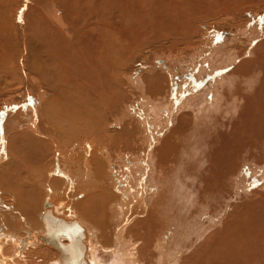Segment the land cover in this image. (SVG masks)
<instances>
[{"label": "bare ground", "instance_id": "6f19581e", "mask_svg": "<svg viewBox=\"0 0 264 264\" xmlns=\"http://www.w3.org/2000/svg\"><path fill=\"white\" fill-rule=\"evenodd\" d=\"M35 1L38 2L33 13L30 9L35 7L34 3L28 0L29 7L25 6L27 10L23 18L18 16L22 22L15 9V20L22 23H15L20 29L17 28L20 37L13 35L15 28L14 31L8 28L12 27L9 26L11 22L4 21L7 20L4 16L8 17L9 12L5 6H0V29L1 26L8 28L14 36L7 32L10 44L7 39L6 44L0 41V61L13 64L14 57L17 64L6 67L5 63L1 64L4 68L0 67L5 70L4 75L23 76L32 81L29 86L20 88L15 99L32 94L34 100L31 110L21 108L8 113V121L2 126V129L7 128L4 133L6 144L0 139V147L6 148L8 158L0 163V264H10L9 256L17 246V251L25 250L24 264H72L80 255L87 264H179L180 256L183 257L181 264H227L235 254L248 256V264H264V153L261 158L255 154V150L264 149V79L262 89L257 85L258 80L254 87V71L264 75V38L258 36L259 33L255 38L244 39V44L231 52L229 46L225 48L218 42L217 33L198 27L199 20L214 21L220 27L225 22L226 25L240 27L241 36L248 22L243 14L249 8H258L254 1L215 0L211 3L207 0L208 3H203L205 0H201V4L200 0H56L59 7L51 5L49 10L45 5L50 18L45 16L47 10L44 13V8H41L44 1ZM168 3L172 8H168ZM120 4L129 5L124 9L128 11L125 13L129 18H133L136 6L138 12L140 10L147 16L148 22L154 23L145 26L147 21L142 19L144 26L140 22L137 26L135 21L137 29L134 28L135 23L132 25L130 20L121 18L125 13L121 12ZM146 7H151V11L147 9L150 16ZM207 8L213 9L209 11ZM106 9L109 13H105ZM121 19L123 23L130 22L122 25ZM41 27L51 31L56 39L51 40L52 36L46 30L41 31ZM1 30V33H6ZM194 31L198 41L191 36ZM24 37L32 41L31 47L26 45L30 48L23 45ZM151 39L157 44L164 39L163 43L168 45L163 51L166 50L169 57L180 47L189 49L185 52L192 60L201 63L196 82L184 80L178 95L174 92L175 98L171 95L172 78L168 73H161L159 67L147 64L146 68L142 65V69H138L139 74L124 73L127 66L125 54L128 56L139 42L150 43ZM158 46L161 51L163 45ZM172 49L175 50L170 52ZM113 52H116V58ZM204 54L207 56L203 58ZM226 65H230L229 71L219 73L213 86L208 82L202 83L199 76L206 68L218 74L216 72ZM6 69L14 73H6ZM27 70L28 73L25 72ZM125 86L138 87L140 93L136 88L134 90L140 94L137 98L143 110L148 112L147 117L122 111L131 106L129 101L123 102L125 98L133 100L136 96L128 99L125 95L131 91L134 94V90L125 91ZM232 86L239 88L231 91L234 89ZM8 100L13 101L9 98L2 103ZM162 111L170 114H166L164 125L160 124ZM112 112L123 117L119 132H125L127 137L121 135L123 138H119L118 129L113 134L107 130L109 135L105 134L106 120L113 117ZM8 122L15 123L11 126L12 132ZM152 125L154 128L151 130ZM156 127L163 128L161 138H156ZM47 132L57 135H46ZM43 134L54 138L60 135L59 141L61 139L56 144L54 141L57 139H51L49 148L44 147L49 150L45 156L38 149L42 146ZM29 142L34 143L36 149L31 147L29 155L22 157L25 143ZM88 142L92 148L85 155L83 149ZM232 145L240 148L236 168L231 167ZM139 148L146 151L143 153ZM201 148L208 151L204 158ZM53 150L63 153L67 159L69 172L64 171V175H69V181L63 184L59 177H53L49 180L53 189L44 183L38 184L41 191L34 194L38 189L30 191L34 183L26 182L31 180L30 176L27 175L29 178L24 181L25 177H20L19 171V177L15 179L23 178L25 185L21 186L30 184V187L23 194L19 192L23 188L18 187L16 196L13 190L17 183L14 185L16 180L11 174L20 164L25 170L26 164L21 162L23 158L36 163L35 167L33 163V174L40 172L45 182L51 159L53 164ZM120 151L132 154L134 160L142 153L146 158L145 168L137 164L138 160V166H131L129 179H124L123 169L117 171L127 191L126 199L121 198V189L114 186L115 181L107 173L109 165L123 161L124 153L117 156ZM40 154L45 157V162H40ZM200 165L219 190L225 191L226 195L230 191L229 198H217L218 193L213 194L211 181L200 173L203 171L202 168L199 170ZM222 174L225 186L219 181ZM238 175L245 176V183L249 180L251 185H243L240 181L233 184L236 181L233 177L237 179ZM62 184L64 188L60 189ZM38 185L33 186L34 189ZM153 186H158L156 192H153ZM240 187L244 189L243 196L232 198V191ZM137 191L140 198L135 196ZM3 193L8 199L2 198ZM77 194L83 197L76 198ZM34 200L37 201L35 204L40 200L39 209L35 205L36 211ZM212 200L215 211L209 213ZM4 201L10 203L5 204ZM19 221L26 225V228L19 229L23 234L16 232ZM179 221L180 234L177 235L175 231ZM208 222L210 226H207ZM76 226L81 228L79 237L73 236ZM59 227L68 229L69 235L75 238L70 243L67 236L59 235L57 238L62 244L68 243L65 247L54 244L58 234L54 230ZM190 235L197 244L192 252L183 245H189ZM194 243L191 242L192 245ZM203 260L207 263H201Z\"/></svg>", "mask_w": 264, "mask_h": 264}, {"label": "rangeland", "instance_id": "374dc122", "mask_svg": "<svg viewBox=\"0 0 264 264\" xmlns=\"http://www.w3.org/2000/svg\"><path fill=\"white\" fill-rule=\"evenodd\" d=\"M4 1L6 2V5L5 4H3L4 3ZM4 1H2V3H0V6H5V8H6V11H8L9 12V14L5 11V13H7L8 14V17H6V16H4L5 18H7V20H4V21H10L11 22V24L9 25V26H12V27H8V26H6V28L8 27V28H15V31H14V29H13V31L15 32H13V35H16L17 37H20V34H19V31H20V29L15 25V23H21L22 21H23V19H20L19 17H21V18H23V15H24V12H26V10H27V7H25V6H28L29 4V2H28V0H11L12 1V3L9 1V0H4ZM41 1H44L43 3V6H41V4H39V6H41V8H44L43 9V12L45 13L46 12V10H47V14L45 15L46 17H49L50 18V16H49V14H50V12H48V7H49V10L51 9V5L53 6H55V5H58V6H55V7H59L60 5L57 3V1L55 0V1H51V0H46V2H45V0H41ZM52 3H50V2ZM214 2L215 0H208V2ZM249 1V0H248ZM251 2H253L254 1V4H256V7H258L257 9H254L253 8V10H252V8H249V10H247L244 14H243V16H244V18H246V20L248 21L247 22V24H246V27L247 28H245V30H244V34H242L241 36H240V34H239V31H241V29H240V27H238V26H235V25H226L225 24V22H224V26H222V27H220V26H218V24L216 23V22H207V21H203V20H199L198 21V27L201 29V30H203V31H209L210 32V30H212L214 33H217V35L218 36H216V38H217V40H219L218 42H220L221 44L223 43V45H225V48L227 47V46H229V47H227V48H229V50H231V52L232 51H234V50H236L240 45L242 46L243 44H244V42H245V40L244 39H251V38H255V37H257L256 35L257 34H259L260 33V35H258V36H260V37H262V38H264V0H250ZM0 2H1V0H0ZM28 2V3H27ZM32 2L34 3H32L33 5H32V7H34V8H32V9H30L31 10V12L36 8V5L37 4H35L36 2H38V1H35V0H32ZM122 2V1H121ZM201 4H203V3H206L207 2V0H205L204 2H203V0H202V2H201V0L199 1ZM207 2V3H208ZM211 2V3H212ZM251 2H249L250 4L249 5H252L251 4ZM9 3V4H8ZM11 3V4H10ZM17 3V4H16ZM122 3H124V2H122ZM210 3V4H211ZM20 6H19V5ZM28 4V5H27ZM47 4V5H46ZM261 4V5H260ZM17 5V6H16ZM45 5L46 6H48L47 8L45 7ZM154 5V4H153ZM152 5V6H153ZM258 5H260V6H258ZM13 6V7H12ZM53 6V7H54ZM129 5H127L126 4V6H124L123 4H120V9L122 10L121 12L122 13H127L128 11L127 10H124L125 9V7H128ZM207 6H209V4L207 5ZM29 7V6H28ZM121 7H123V8H121ZM143 6H141V8H142ZM1 8V7H0ZM2 8H4V7H2ZM4 8V9H5ZM151 7H149V8H147L146 7V10L147 9H150ZM168 8H172L171 6H170V4L168 3ZM12 9V10H11ZM15 9H17V17L21 20V22H18V21H16L15 20ZM134 14H133V18L131 19V18H129V16H127L126 15V13L124 14V15H122V13H121V15L123 16H121V18L122 19H124V18H126L125 20H130L131 21V24L132 23H135V21H136V23H138L137 24V26L138 25H140V23H141V26H144L142 23V19H145L144 21L146 22L147 20H146V17L147 16H145L144 14H142L141 13V11L139 10V12H138V7H136V6H134ZM133 9H131V11L133 12ZM140 9V8H139ZM143 9V8H142ZM209 11H211V9H213V8H207ZM206 9V10H207ZM10 10V11H9ZM25 10V11H24ZM123 10H124V12H123ZM146 10L144 11V13L146 14ZM152 10H153V8H152ZM148 11V10H147ZM150 11H151V9H150ZM150 11H148V13H147V15H149V13H150ZM202 11V13H205L204 11H203V9L201 10ZM109 13V11L106 9V11H105V13ZM135 12L137 13V17L136 16H134V15H136L135 14ZM207 12V11H206ZM13 13V14H12ZM33 13V12H32ZM201 13V12H200ZM201 13V14H202ZM7 14H5V15H7ZM129 14V13H128ZM143 15V16H142ZM125 16H127V17H125ZM140 16H141V18H140ZM145 16V18H143ZM150 16V15H149ZM12 17V18H11ZM8 18H9V20H8ZM11 18V19H10ZM51 18H53L52 16H51ZM135 18H136V20H135ZM122 19H121V21H122ZM147 19H149V20H151L150 19V17H148ZM142 20V21H141ZM130 21H128V23L130 22ZM132 21H134V22H132ZM9 22V23H10ZM126 21H124V23H123V21H122V25H125V24H128L127 22L125 23ZM140 22V23H139ZM145 22H144V24H145ZM151 22V24L152 23H154L153 21H147L146 23L147 24H145V26L147 25V26H149V24L148 23H150ZM200 22H202V23H200ZM12 23H14L13 25H12ZM136 23L134 24V28L136 27L135 25H136ZM22 24V23H21ZM131 24H129V26L131 25ZM211 24H214L215 25V27L213 26V25H211ZM254 24V25H253ZM133 25V24H132ZM131 25V26H132ZM14 26V27H13ZM140 26V27H141ZM153 26V25H152ZM156 26V25H155ZM2 28L1 29H4V32H6L5 34L4 33H1L3 30H1L0 29V41H1V43H5L6 44V36L8 37V33L10 34V36H13L12 35V32H11V30H10V32H8V28L7 29H5V28H3V26H1ZM46 27V26H45ZM211 27V28H210ZM220 27V28H219ZM19 29V31H18V29ZM42 28V29H41ZM40 28V30L42 31H44V30H46L45 28H43V27H41ZM17 29V30H16ZM58 29H59V27H58ZM136 29H137V27H136ZM139 29V28H138ZM252 29V30H251ZM6 30V31H5ZM39 30V29H38ZM39 30V31H40ZM215 30V31H214ZM8 32V33H7ZM45 32V31H44ZM46 33L51 37L52 36V38H51V40L54 38V36L55 35H53V33H51V31H49V30H46ZM255 33V34H254ZM21 34H22V32H21ZM35 34V33H34ZM195 34V35H194ZM248 34V35H247ZM2 36V37H1ZM9 36V37H10ZM60 36H62L63 37V34L61 33V35ZM191 36L194 38V39H197V41L199 40V37H198V35H197V33L194 31V32H192V34H191ZM245 36V37H244ZM14 37V36H13ZM3 38V39H2ZM5 38V39H4ZM3 41H2V40ZM9 39V38H8ZM7 39V43L8 44H10L9 43V41H10V39L8 40ZM28 38H26V37H24V41H23V45L25 44V46L26 45H28V46H30L31 47V45H33V43H32V41L30 40V39H28ZM54 39H56V38H54ZM54 39H53V41H54ZM155 39V38H154ZM31 41V43L32 44H30L29 42ZM153 39H151V40H149V42L150 43H147V41H146V43H145V41L143 42H139V44H136L134 47L135 48H133V50H132V52H133V54H129L128 56H127V54H125V56L124 57H126V58H124V60H125V64H127V66L125 67L126 69L124 70V73H126V75H129L130 73L131 74H133L134 72H135V74H139V72H140V70L142 69V68H140V67H142V65L144 66L143 68H146L147 67V64H148V66L149 65H154V66H156V67H159L161 70H159V68H157V70H159V71H161V73H168L169 75H170V77L172 78V88H171V92H172V98H175V96H176V94H174V92L175 93H177L179 90H180V88L184 85V84H182L183 83V81L184 80H186V79H189V81H192V82H196V79H197V76H198V74L197 73H199V71H200V69H202V66H201V63H199V62H197V60H192L191 59V57H190V55L188 54V53H186L188 50H184V49H180V47H178V48H176V50L175 49H172V50H170V52H173L174 50H175V52H173V53H171V56L172 57H169V56H167V51L165 50V51H163V48L165 47V46H167L168 45V43H166V44H164L165 42L163 41L164 39H160V41L158 42V44L157 43H155L154 41H152ZM244 40V41H243ZM20 41H22V40H20ZM166 41V40H165ZM164 42V43H163ZM167 42V41H166ZM29 43V44H28ZM163 43V44H162ZM149 44V45H148ZM158 45H160V46H162V50L160 51V50H158L159 48H157V47H159ZM237 46V47H236ZM27 47V46H26ZM30 47H27V48H30ZM26 48V49H27ZM178 49V50H177ZM183 50V51H182ZM148 51V52H147ZM181 51V52H180ZM186 51V52H185ZM179 52V53H178ZM114 53V57H115V53L116 52H113ZM156 53V54H155ZM164 54H165V56H164ZM210 54V53H209ZM110 55H112L113 56V54L111 53ZM118 55H119V52H118ZM131 55H133V56H131ZM116 56H117V54H116ZM130 56H131V58H130ZM207 55H203V58L204 57H206ZM116 58V57H115ZM128 58H130V59H128ZM145 58V60H143ZM149 58V59H148ZM173 58H175V59H173ZM177 58V59H176ZM179 58V59H178ZM180 58H181V61H180ZM13 59L15 60V58L13 57ZM134 59V60H133ZM182 59H184V60H182ZM202 59V58H201ZM14 60H13V64L10 62V61H8V62H6V61H0V66H4V65H1V64H7V66L6 67H13V65H14V67L17 65V64H15V62H16V60H15V62H14ZM143 60V61H142ZM130 61V62H129ZM148 61V62H147ZM151 61V62H150ZM127 62V63H126ZM129 62V63H128ZM236 62V61H235ZM10 65H9V64ZM141 63H143V64H141ZM145 64V65H144ZM199 64V65H198ZM234 64V63H233ZM233 64H232V66H233ZM146 66V67H145ZM2 67H0V69H2ZM137 67V68H136ZM230 67V65H226L225 67H223V68H220L221 70H220V72H216V73H218V74H215L214 72L215 71H212L209 67H208V69L206 68L205 69V71L203 72V74H201L200 76H199V78L202 80V83L203 84H207V82L208 83H210V84H212V86H213V84H214V82H215V80H216V78H217V75H219V73H225V72H228L229 71V68ZM4 68V67H3ZM140 68V70H138ZM155 68V67H154ZM24 69H26V68H24ZM23 69V70H24ZM128 69V70H127ZM156 69V68H155ZM211 71H210V70ZM7 70V72L6 73H14L12 70L11 71H9L8 72V69H6ZM225 70V71H224ZM3 72V74H1ZM2 72H1V70H0V131H2L1 133L2 134H0V139H2V141L4 142V145L6 144V139H5V134L4 133H6V129H2V126H3V124L5 125V123H7V121L8 120H6V119H8V113H10V112H14V111H17V110H19V109H21V108H23V109H27V108H29V110H31L32 108H33V106H34V100H33V95L32 94H29L28 96H26V97H23V98H21V99H19V100H17V99H15V98H17V94H18V92H19V90H20V88L22 89L24 86H29L30 84H32V81L31 80H29V78L27 79V81H26V79L22 76H20V78H19V76H11V74H8V75H4V73H5V70L4 69H2ZM25 72H27L28 73V70L27 71H25ZM109 73H111V72H109ZM171 73V74H170ZM212 73H213V75H212ZM4 75V76H3ZM10 75V76H9ZM21 75V74H20ZM213 77H212V76ZM263 75V73H261L260 71L258 72H255L254 71V76H255V79H256V81H254V87H256L257 85L259 86V89L261 88L262 89V87H263V83H261L262 81H263V79H264V75ZM10 77V79H7V78H9ZM190 76V77H189ZM7 79V81H6V79ZM24 78V80H23V82H22V79ZM21 79V80H20ZM211 79V80H210ZM1 80H3V81H1ZM214 80V81H213ZM259 81V83H258V81ZM2 82V83H1ZM8 84H7V83ZM22 82V83H21ZM25 82V83H24ZM5 83V84H4ZM258 83V84H257ZM3 84V85H2ZM10 84V85H9ZM257 84V85H256ZM260 84V85H259ZM262 84V85H261ZM6 85H8V86H6ZM199 85H201V84H199ZM3 86V87H2ZM194 86V85H193ZM237 86H239V85H237ZM126 88V90L125 91H127V89H130V90H128V92L129 91H131L132 89H133V87L131 86V87H127V86H125ZM233 88H234V86H232ZM232 87H231V89H232ZM236 87V86H235ZM136 88V91L138 90V87H135ZM134 88V89H135ZM239 87H236V88H234L233 90H231V91H234V90H237ZM241 88V87H240ZM133 89V90H134ZM123 90V89H122ZM124 91V90H123ZM122 91V92H123ZM139 91V90H138ZM128 92H126L127 94H128ZM132 92V91H131ZM131 92H129V95L127 96V95H125L126 93H124V95L126 96V97H128V99H130V98H132L133 96L132 95H136V96H134L135 97V99H130V100H127V98H125L126 100H124L123 102H125V101H129V103H130V105L132 106V108H131V106H129V108H127V109H125V110H122V108H123V106H122V108H121V110L124 112V113H130L131 115H135L136 114V116H139V117H143V116H145V117H147V115H149L148 114V112L146 111V109L145 110H143V108L140 106V102H139V97L137 98V95L140 93V91H139V93L138 92H135V90L133 91L134 92V94L133 93H131ZM136 93V94H135ZM12 97H11V96ZM140 95V94H139ZM138 95V96H139ZM142 95V94H141ZM177 95H178V93H177ZM47 96V95H46ZM129 96H130V98H129ZM132 96V97H131ZM143 96V95H142ZM133 97V98H134ZM9 98H12L13 99V101H11V100H8V101H6V103H2L5 99H9ZM171 100V99H170ZM179 100H180V98H179ZM137 104V105H136ZM136 105V106H135ZM134 107H136V108H134ZM142 109H141V108ZM139 108V109H138ZM127 110V111H126ZM140 110H141V112H140ZM133 111V112H132ZM132 112V113H131ZM135 112V113H134ZM142 113V114H141ZM168 113V111H162L161 112V116H162V119H161V121H160V124L162 125H164L165 124V116H167L166 114ZM112 115H113V112H112ZM168 115H170L169 113H168ZM113 118V119H112ZM166 119H169V117H167ZM23 120V119H22ZM109 120V121H108ZM108 120H106V124H108L107 126H106V124H105V126L106 127H104V128H106L105 130L107 131H109L110 132V134H113V131H115L116 132V130H117V133H119L120 135V137L119 138H123V136L121 137V135H125L126 137L128 136L125 132V134L124 133H122L121 134V132H119V130H120V125H122L121 123H122V121L124 120L123 119V117L122 116H120V117H118V116H116L115 114L113 115V117L112 116H110L109 118H108ZM122 120V121H121ZM111 123V124H110ZM11 124V125H10ZM15 124V123H14ZM12 122H8V128L10 129V132H12L14 129H11V126H13L14 125ZM115 125L114 127L113 126H111V125ZM171 124V123H170ZM173 124V123H172ZM171 124V125H172ZM171 125L169 126L170 128H171ZM110 126V127H109ZM211 127V126H210ZM152 128H154L153 127V125H152V127H150V129L152 130ZM156 132H157V135H156V138H161L162 136H163V134H164V131H162L163 130V128L161 129V128H159V127H156ZM160 130V131H159ZM5 131V132H4ZM108 131L107 132H105V134L107 135V133H108ZM56 132V131H55ZM151 132V131H150ZM48 134H51V135H53V133H51V132H47L46 133V135H48ZM44 135V137L46 136L45 134H43ZM51 135H49V136H46L45 138L44 137H42L43 139V141L41 142L42 143V146L40 145L39 146V150L41 149V151H42V153H43V156H45V154L44 153H46L47 151L49 152V150H47L46 151V149H48L49 148V146L51 145V142H52V140L54 141V139L56 140V142L54 141V143L56 144L57 142L59 143L60 141H61V139H60V141H59V137H60V135H58L56 138H54L53 136H56L57 135V133H56V135H55V133H54V135L53 136H51ZM108 135H109V133H108ZM3 136V137H2ZM158 136V137H157ZM189 136H191V135H189ZM155 137V136H154ZM49 140H48V139ZM45 139H47V140H45ZM52 139V140H51ZM78 140V139H77ZM48 141V142H47ZM51 141V142H50ZM79 141V140H78ZM44 142V143H43ZM47 142V145L45 144ZM43 144L45 145V146H43ZM49 145V146H48ZM87 145H88V147H87ZM86 146H85V148L83 149V153L85 154V155H87V153H86V151H89L90 150V148H92V145H90V142H88V144H87ZM90 145V146H89ZM144 145H150V143H145ZM31 147L33 148V149H36L35 148V144L34 143H25V149H24V151L22 152V157H27L26 155H29V152H30V150H31ZM41 147V148H40ZM44 147H46V149L44 148ZM48 147V148H47ZM231 147V149H232V147H234L233 149H232V157H231V159H232V161H231V167L232 168H236V165L238 164V162H236V160H237V158H238V154H239V150H240V148H239V146H236V145H232V146H230ZM236 147V148H235ZM89 148V149H88ZM0 149L2 150H0V159H2V160H0V163L2 164V163H4V161L6 160L7 161V158H8V154H7V150H6V148L5 147H3V149L0 147ZM140 149V151H142L143 153L146 151L145 149H141V148H139ZM138 149V150H139ZM205 148H201V153H202V155H203V158H204V156L206 157L207 155H208V151L206 152L205 150H204ZM235 149V150H234ZM239 149V150H238ZM241 149H242V147H241ZM39 150H35L36 152L37 151H39ZM45 150V151H44ZM263 150V151H262ZM261 151H256L255 150V154L257 155V157H259V158H261V157H263V153H264V149H262ZM234 151H235V153H234ZM2 152V153H1ZM27 152V153H26ZM47 152V153H48ZM53 164H52V159H51V168L49 169V171L47 172V181H45V182H43V177L41 176V173L40 172H38V173H35L36 175H34L33 174V171H32V168H33V165H34V167L36 166V163L35 162H30L29 161V159L28 158H23V160L21 161L24 165L26 164V167H25V170H23L24 169V167L22 166V164H20L19 166H22L23 168H21V167H17V169L11 174V175H13V176H11V177H13L14 179L16 178L17 179V177H19L18 175H17V173H19V171H21L20 172V177H25L24 178V181H25V179H28L29 178V176H30V181H29V179L28 180H26V182H28V183H31V184H33L31 187H33V186H37L38 184H40V185H42L43 183V185L44 186H48L50 189H53V187H52V185L51 184H49L50 183V179L51 178H53V177H55V178H58V179H61V181H62V183L63 182H67V181H69L68 180V178H69V175H66V173H65V175H64V171H66V172H68V169L65 167V166H67L66 164H67V159L66 158H64L65 156H63L64 154L63 153H59V152H55V150H53ZM26 153V154H25ZM124 154H125V156H123V158L125 159H123V161L122 162H117V163H115V164H111V165H109V169L107 170L108 172V175H109V177H111L112 179H113V181H115V182H113L114 183V186L117 188V189H121V198L122 199H126L125 198V196H126V194H127V191H126V189L124 188V184H123V181H122V179H119L120 177H119V173L117 172V171H119L120 169L122 170V171H125V174H124V179H129L130 178V173H131V171H132V169L134 168V165H136V166H140V167H143V168H145L146 167V158H145V154H141L142 156H143V158L141 157V155L139 154L138 156V158L136 159V160H134V157H133V155L132 154H130V153H128V154H126L125 152H123ZM123 153H122V151H120L119 153H118V155L117 156H120V155H123ZM205 153H206V155H205ZM258 153V154H257ZM23 154H24V156H23ZM2 155H4L3 157H2ZM17 155V154H16ZM41 156H42V154H40ZM39 155V156H40ZM47 155V154H46ZM127 155V156H126ZM131 155V156H130ZM262 155V156H261ZM38 156V157H39ZM40 157V158H42L41 160H40V162L41 161H43V162H45V157ZM237 156V157H236ZM234 157H235V159H234ZM39 158V159H40ZM64 158V159H63ZM131 158V159H130ZM66 160V161H65ZM134 160V161H133ZM138 160V161H137ZM2 161V162H1ZM5 161V162H6ZM25 161H27V162H29V163H27V162H25ZM60 161V162H59ZM125 161V162H124ZM136 161H137V164H136ZM144 161V162H143ZM39 162V163H40ZM129 162V163H128ZM133 162H135V163H133ZM202 163H204V161H201ZM233 162V163H232ZM237 163V164H236ZM28 164H31V166L29 165L28 167H29V169H28V167H27V165ZM61 164V165H60ZM65 164V165H64ZM116 166V168H115V166ZM120 165H122V166H120ZM233 165H235V166H233ZM37 166H38V164H37ZM60 166L62 167V168H64L65 170H61V168H60ZM131 166H133V168L131 169ZM68 167V166H67ZM113 167H114V169H113ZM238 167V166H237ZM38 168V167H37ZM200 168H202L201 167V165L199 166V170H201ZM39 169V168H38ZM203 169V168H202ZM18 170V171H17ZM31 170V171H30ZM120 170V171H121ZM203 171H204V173L205 174H203ZM203 171H200V173L203 175V176H205V178L207 177L210 181H211V177L209 176H207L206 174H208L207 172H206V170L205 169H203ZM15 172H16V174H15ZM23 172V173H22ZM27 172V173H26ZM32 172V173H31ZM60 172V173H59ZM112 172V173H111ZM116 172V173H115ZM128 172V173H127ZM51 173V174H50ZM52 173H53V175H52ZM63 173V175H61ZM110 173V174H109ZM118 174V175H117ZM201 174H200V176H201ZM27 175H29V176H27ZM61 175V176H60ZM112 175V176H111ZM116 175V176H115ZM209 175V174H208ZM63 176V177H62ZM117 176H118V178H117ZM128 176V177H127ZM35 177V178H34ZM37 177V178H36ZM65 177V178H64ZM245 177V176H244ZM244 177H242V176H240V175H238L237 176V179H236V177L234 176L233 178L236 180V181H234V183L233 184H238L237 183V181H240V182H243V185H244V183H245V178ZM34 178V181L32 180ZM42 178V179H41ZM201 178V177H200ZM204 178V179H205ZM15 179V180H16ZM21 179V180H20ZM20 179H18L20 182H21V184H20V182H17L18 180H16L15 182H14V185H15V183H19V185L20 186H17L16 187V185L14 186V192L16 193V189L19 187V188H23V189H21L22 190V192L21 191H19L20 193H22L23 194V192L24 193H26V192H28L29 190L30 191H32V190H37L38 189V191L36 192V193H34V194H37V193H39L41 190H39V189H41L40 188V185H38V187H36L35 189H34V187H33V189L29 186V185H27V187L25 186V187H22L21 185H25L24 183V181H22V179L23 178H20ZM39 179H41V180H39ZM65 181H64V180ZM242 179V180H241ZM118 180V181H117ZM121 180V181H120ZM41 181V182H40ZM209 181V182H210ZM220 183H224V179H223V174L221 175V177H220ZM36 182H39V183H36ZM205 182V181H204ZM27 183V184H28ZM120 183V184H119ZM208 183V182H207ZM48 184V185H47ZM64 184V183H63ZM63 184L61 185V187H60V189L63 187ZM118 184V185H117ZM212 184V185H211ZM231 184V183H230ZM230 184H227V186H229V187H232ZM251 185V181H249V180H247L246 181V183H245V185ZM122 185V186H121ZM210 185L212 186V189L215 191H213V194H217L216 195V197L217 196H219L220 198H229L228 196L230 195L229 194V192H228V194L226 195L225 194V191H223V190H219L217 187H216V185L214 184V182L213 181H211V183H210ZM224 186H225V183L223 184ZM243 185H241V186H243ZM28 187H30L29 188V190L27 189ZM118 187H120V188H118ZM64 188V187H63ZM156 188H158V186H153V192H156V190H158V189H156ZM26 189V190H25ZM124 189V190H123ZM147 189H148V187H147ZM1 190V189H0ZM20 190V189H19ZM124 191V193H123V191ZM148 190H150V188L148 189ZM231 191H232V189H231ZM217 192V193H216ZM17 193H18V191H17ZM16 193V196L19 194H17ZM222 193H224V194H222ZM232 193H234V194H232ZM232 193H231V196H232V198H238V197H240L241 195L243 196V193H244V189L242 188V187H240L239 189L237 188V190L235 191V189H234V191H232ZM5 193H3L2 194V198L4 199V200H6V199H8L5 195H4ZM220 194V195H219ZM236 194V195H235ZM83 196H84V193L82 194ZM81 195V196H82ZM204 194H201V196H203ZM82 196V197H83ZM135 196H137L136 198H140V195L138 194V191L137 192H135ZM231 196H230V198H231ZM234 196V197H233ZM237 196V197H236ZM14 197V196H13ZM82 197H80V195H78L77 194V197L76 198H82ZM6 198V199H5ZM18 198V197H17ZM218 198V197H217ZM71 200V199H70ZM36 200H34V202H32L33 204H34V211H36L35 210V205H36V208L37 209H39L38 207H40L39 206V204H40V200L38 201V205L37 204H35L36 202H35ZM4 203L5 204H8V203H10V202H7V201H4ZM16 203V202H15ZM217 204V203H216ZM215 205V203L213 202V200L211 201V204H210V210H208L209 211V213H214V206ZM38 206V207H37ZM224 206V204L222 205V207ZM31 210V209H30ZM8 212V211H7ZM6 212V213H7ZM31 212H32V210H31ZM32 214H33V212H32ZM23 217L25 216V214L23 215V213L21 214ZM179 220H180V218H179ZM20 222V224L22 225H20L19 223H18V226L16 225V227L18 228V230L16 231L17 233H21V234H23V232L22 231H20L21 229H23L24 227L26 228V225H23L24 223L23 222H21V221H19ZM207 224V226H210L211 225V223H206ZM178 225V228H177V230L175 231V233L178 235V234H180V221H179V223L177 224ZM24 226V227H23ZM21 227V228H20ZM20 229V230H19ZM1 230V229H0ZM2 230H3V228H2ZM0 233H1V231H0ZM21 237V236H20ZM33 240L35 239V238H32ZM1 240V239H0ZM191 242L192 243H194V241H193V239H192V235H190V242H189V245H188V243L187 244H183L184 245V247L186 248V250L187 251H193V249L197 246V244H191ZM19 245V244H18ZM45 246H46V244H44ZM196 245V246H195ZM191 246H193L192 248H191ZM18 247V246H17ZM17 247L15 248V250L13 251V253H12V255H10L9 256V258H10V264H13L14 262V264H24V263H22L23 261H24V258H23V254H24V252H25V250H18L17 251ZM48 247V246H47ZM110 247V245L109 246H107V249ZM50 248V247H49ZM106 248V247H105ZM191 251V252H192ZM241 255H243V257H239L238 255H234V256H232V257H230V259L228 260V262H227V264H248V262H249V260H248V256H246L245 254H241ZM13 258V259H12ZM182 258L183 257H181L180 256V263L179 264H181V260H182ZM224 258H226V255H224ZM15 259V261H13ZM233 260H235V261H233ZM248 260V261H247ZM13 261V262H12ZM224 261V260H223ZM229 261H232V263L231 262H229ZM51 262V261H50ZM204 262H206L207 263V260H203V261H201V263H204Z\"/></svg>", "mask_w": 264, "mask_h": 264}, {"label": "water", "instance_id": "95a60500", "mask_svg": "<svg viewBox=\"0 0 264 264\" xmlns=\"http://www.w3.org/2000/svg\"><path fill=\"white\" fill-rule=\"evenodd\" d=\"M75 230H74L75 232H74L73 236L79 237V234H80L79 232L81 230L80 226H76L75 227ZM54 231L58 233L57 236L55 237L54 244L59 245V247H65L66 245H68V243H66V245L65 244H62V242L57 238L59 235H61V236H67L70 239V241H71L70 243H72V240L75 239V238H73V236L71 234L69 235V231H68V229L66 230L65 227H59V228L55 229ZM48 241H50V240H48ZM79 249H81V248H79ZM72 264H87V263L82 258V256L80 255V256H78V259L77 260H75L74 262L72 261Z\"/></svg>", "mask_w": 264, "mask_h": 264}, {"label": "crops", "instance_id": "0c3cea01", "mask_svg": "<svg viewBox=\"0 0 264 264\" xmlns=\"http://www.w3.org/2000/svg\"><path fill=\"white\" fill-rule=\"evenodd\" d=\"M65 167L68 169V167H67V166H65ZM65 167H64V168H65ZM60 168H61L62 170H65V169H63L62 167H60ZM68 172H69V171H68Z\"/></svg>", "mask_w": 264, "mask_h": 264}]
</instances>
